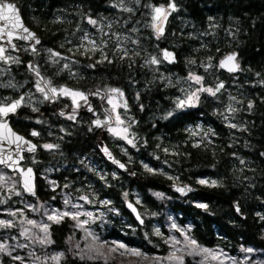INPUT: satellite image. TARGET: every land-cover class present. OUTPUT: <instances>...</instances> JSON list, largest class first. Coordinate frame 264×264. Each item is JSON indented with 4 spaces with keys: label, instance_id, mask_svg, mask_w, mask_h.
Instances as JSON below:
<instances>
[{
    "label": "trees",
    "instance_id": "obj_1",
    "mask_svg": "<svg viewBox=\"0 0 264 264\" xmlns=\"http://www.w3.org/2000/svg\"><path fill=\"white\" fill-rule=\"evenodd\" d=\"M11 1L19 6L26 25L41 38L38 50L66 56L84 54L86 58L81 64L88 67L98 59L96 74L92 73L89 83L122 89L134 118V147H128V153H116L134 175L116 169L119 176L115 177L106 164L103 168L108 174L102 181L87 171L80 160H99L97 142L101 139L107 144L104 136L86 125L70 124L53 141L49 139L50 130L57 129L59 124H54L51 115L42 111V142L57 146V150H41L42 165L55 170L51 178L57 188L51 190L43 185L36 165L35 200L54 201L62 186L64 191L74 192L66 186L87 182L99 198L119 209L121 219L113 218L108 236L126 246L164 254V244L155 231L162 234L164 213L170 211L178 216L179 224L189 226L191 239L200 247L231 253L239 247H251L264 257V0H173L178 11L172 13L163 37H155L145 21L147 7L166 0H137L132 14L122 13L127 15L123 17L127 26L134 30L136 24L140 29L135 34L137 44L134 47L129 43L130 51L122 56L110 48L100 50L102 53L88 49L79 42L77 34L87 24L88 15L114 17L115 13L109 10L114 0ZM164 48L173 50L177 57V64L161 66L164 72L176 77L193 73L202 78L203 87H212L218 81L225 88L216 98L204 94L191 108L174 111L178 84L159 79L149 82L158 73L147 60L160 55ZM229 53L238 55L241 71L237 75L218 68L220 59ZM40 61L52 85L69 86L68 65L46 66L42 59L25 54L21 63L9 66V72L17 80L31 79L28 66L33 70ZM99 78L104 79L103 83ZM237 88L239 100L235 119L230 123L235 127H231L221 114L226 90ZM7 94L10 91L0 90V97ZM24 119L28 121L24 128L28 129L30 119ZM197 125L204 127V135H193ZM200 179L217 183L203 186ZM174 182L185 186V192L191 189L190 193L184 197L173 193L170 186ZM132 191L142 199L143 205H136L144 216L143 227L124 208L123 198ZM155 192L172 200L158 202L152 195ZM235 202L245 219L237 215ZM198 204L206 207H197ZM70 231L68 219L52 224L53 248L64 249ZM59 264L85 263L67 255Z\"/></svg>",
    "mask_w": 264,
    "mask_h": 264
},
{
    "label": "rangeland",
    "instance_id": "obj_2",
    "mask_svg": "<svg viewBox=\"0 0 264 264\" xmlns=\"http://www.w3.org/2000/svg\"><path fill=\"white\" fill-rule=\"evenodd\" d=\"M136 1H112L109 4V10L115 13L114 17L108 18L105 14L88 15L90 17H87L88 22H86L85 27H81L83 33L80 36L86 48L93 51L110 48L113 50V53L122 56L130 51L129 43L135 47L137 44L135 34L140 29H138L136 24H134V30H132V26H127V22L123 20V17L127 15L122 13L125 11L126 13L132 14L135 11L134 2ZM170 3L176 5L173 0H166V2L149 5L147 7V19L145 23L153 30L155 37H158L157 28L160 27L163 17L154 20L153 17L156 15L154 9L160 7L165 9L166 12L171 11L172 13H176L178 11L177 5L176 11H172L169 8ZM93 17L95 18L94 20ZM90 20L95 21V23H90ZM0 48L4 49L2 56H0V87H4L3 89L10 91V94L4 96L3 99L0 97V106H8L16 101H20L19 107L21 105L24 107L27 106L28 108L30 107L31 112H34L33 108L35 105H41L51 98L44 88L43 82L36 81L34 78L17 80L10 74L9 66L21 63L23 54L32 58L42 59V64H46V66H56L58 64L66 66L70 63L68 56L47 49L38 50L37 47L27 46L21 50L22 55L18 57L9 52L6 46L0 44ZM100 52L102 53V51ZM53 53L57 55H53ZM153 58H156L159 63H150ZM147 63L152 67L153 71L158 73V76L154 80L150 79L149 82L159 79L168 84H178L179 94L173 99L175 102L173 106L174 111L191 108L204 94L216 98L218 93L225 88L224 84L218 81H215L212 87H203L201 86L202 79L199 84L190 79L191 76H197L193 73L186 77H176L164 72L161 69V66L164 64L160 55L149 57ZM33 70L38 73L44 72L43 67H41V61L39 65L34 66ZM239 70L241 71V68ZM44 83H46L48 89L55 88L57 90L56 94L51 92L55 97H67L73 102L71 96L60 94L59 90L62 88L66 89L65 86H54L51 84L49 78L48 80L45 79ZM220 84H223V87L219 88V91H216ZM38 88H43L44 91L41 92ZM111 89L115 88L106 87V102L107 112L112 116V120L108 116L104 120H99L101 122L100 126H97L95 123L98 119L93 121L94 124L87 126L92 132L98 131L100 134L104 129L114 149L119 153H128V147H134V131L132 128L134 118L131 115L126 93L122 89H118L119 92L114 93ZM201 89H212L215 91V95L207 91H202ZM238 92V88L237 90H226L224 98L225 105L221 114L226 123L230 124L235 119L234 110L239 100ZM120 93H123V95L121 96ZM45 94H47L48 99H45ZM193 94H195L196 99L191 104H185L184 107L177 106L181 100H187ZM76 99L77 103L82 100L78 97ZM110 100L111 103L109 102ZM77 103L74 105L76 106ZM117 116H119L122 123L117 122ZM69 117L72 116L69 114L63 116V123H58L59 126L57 129L55 128L57 131L56 134L50 130L51 136L49 139L57 141V134L66 132L68 127L66 121H70ZM109 128L115 129V133L110 132ZM124 129H127V132H124ZM205 131L203 126L197 125L192 133L195 136H202ZM128 141L132 142L129 143ZM46 144L55 145L41 142L42 151L57 150V147L46 149L44 147ZM80 162L85 166V169H88L87 171L93 172L102 181L106 179L108 174L107 170L103 168L96 157L82 158ZM39 169V177L43 185L51 190L57 188L55 181L51 178L55 170L46 167V165L43 166L42 163ZM114 176H119V173H114ZM200 180L207 181L205 184L199 182L203 186L213 185L212 182L217 183L211 179ZM172 184L181 185L177 182ZM66 187L72 188L74 192L64 191L65 186H62L54 201H29L23 195L18 180L0 167V220L11 222L12 224V227H0V244L6 246L3 251H0V261H4L2 264H59L65 260L67 255H71V257L73 256L85 264H176V261L171 259L173 255L182 258L183 264H264L263 253L251 247H239L235 253L220 248H206L209 252L204 253L200 251L204 247H200L199 245V247L193 248L189 241L185 240V236L190 237L189 226L179 224L178 216L170 211L164 213V230H161L162 234H158L155 231V226L153 228L156 236L164 244V254L150 253L139 248L126 246L121 241L108 236L113 218L121 219L119 209L113 203L99 198L93 191L92 186L87 182L84 184L78 181L70 183ZM152 195L158 202L165 203L172 200L164 193L155 192ZM130 196L126 194L123 202L132 201L139 206L143 205L142 199L137 192L132 191ZM66 200L68 201L67 204L65 203ZM73 205H77V207H73ZM61 213H91L92 215L91 217L79 215L74 218L73 215H61ZM49 216H52V219H49ZM66 219H68L71 228L66 247L62 250L53 248L54 243L50 236V227L52 224H59ZM29 220L34 221L35 225L29 224ZM84 221H87V223H82ZM173 225L176 227L174 228ZM41 226H47V232L43 231ZM174 239L181 243H174ZM41 240L45 242L40 243ZM49 240L51 243L47 242ZM121 244L125 247H120L119 245ZM131 249L138 250L141 255H134L130 251ZM176 249H180V251H176ZM190 251L193 254H189ZM61 253L63 255H59ZM58 255V260L53 259V257ZM16 257L20 259H16Z\"/></svg>",
    "mask_w": 264,
    "mask_h": 264
},
{
    "label": "flooded vegetation",
    "instance_id": "obj_3",
    "mask_svg": "<svg viewBox=\"0 0 264 264\" xmlns=\"http://www.w3.org/2000/svg\"><path fill=\"white\" fill-rule=\"evenodd\" d=\"M95 18L93 17V20ZM78 31V30H77ZM79 33V34H78ZM83 33L81 27L79 28L78 39L79 42L82 43L83 40H81L80 36ZM77 43V45L79 44ZM71 44V43H70ZM5 46V45H4ZM26 46H20V53L16 56L20 57L22 55L21 50L24 49ZM86 56L83 54L81 56H76L74 54L68 56V60L70 63H68L69 67V86L66 87V89L73 91V92H79L84 94L86 97V100L82 99L80 100L77 105L75 106L73 102H71L70 98L67 97H61V96H54L51 91L46 87V83H44V80H48V78L45 76L44 72H37L33 73L30 71V73L33 75V78L36 81L43 82L44 88L47 90L48 95L51 97L49 100H46L41 105H35L34 106V112L30 111V107L27 106H20L19 108H16L14 112H9L7 115H0V121L8 122L12 130H14L19 135H22L30 140H32L37 146H38V152L35 154H25L24 155V161L22 163V167L26 168L28 166L35 167L36 165L39 167L42 163V156H41V142H42V111H45L46 113H49L51 115L50 120L55 124L57 123H63L64 115H71L74 118H71L70 121H66L68 125H92L94 124L93 121L96 119L98 120H104L108 116L112 120V116L108 114L107 112V94H106V86L105 83L101 84L100 86L96 87L93 83H89L91 80V75L96 74V70L94 69L97 64L100 63L98 59H96L92 64H90L91 67L85 66L81 64L83 60H85ZM30 70V69H29ZM102 72V71H101ZM100 72V73H101ZM100 83H103V80L99 78ZM4 88V87H3ZM2 87H0V90H4ZM119 89V88H115ZM7 96V95H5ZM3 99L4 96H1ZM1 104V101H0ZM91 109V110H89ZM63 113V115H61ZM25 116L29 117V125L30 127L28 129H25V125L27 124V119H24ZM52 130V129H51ZM37 132L38 135L33 136V132ZM105 130L103 129L101 132V135L104 136L105 140L107 141V145L110 148V150L114 153L115 157L120 159L118 155H116L117 151L112 146V142L109 140L108 135L104 134ZM52 133L56 134V130L53 129ZM27 135V136H26ZM99 162L104 167L106 164H109L111 166V169L113 173H117V170L113 167L112 164L108 163L100 154L99 156ZM4 169V168H3ZM114 169V170H113ZM35 171V170H34ZM36 173V172H35ZM19 183V176L17 174H12ZM37 178V177H36Z\"/></svg>",
    "mask_w": 264,
    "mask_h": 264
},
{
    "label": "water",
    "instance_id": "obj_4",
    "mask_svg": "<svg viewBox=\"0 0 264 264\" xmlns=\"http://www.w3.org/2000/svg\"><path fill=\"white\" fill-rule=\"evenodd\" d=\"M5 2L11 3L15 6V8L17 10V15L19 16L20 24L23 25V28L13 29L12 25L8 21L0 20V28H3L4 32H5L4 35L0 36V44L6 45L8 48V51L11 52L12 54H19L20 53V48H19L20 45L32 46V47L40 46L41 45V38L37 35V33L34 30H32L30 27H28L26 25V23L24 22V20L22 18L21 11H20V8L17 5V3H15L14 1H11V0H5ZM167 13H169L167 15V19L166 20L163 19L162 23L160 25V27H163V34L159 35V37L164 36L167 23H168L170 17L172 16L171 11H168ZM24 28L28 29V32L33 34L32 39L22 38V37H26L28 35V32L23 31ZM8 31H13V33H14L10 42H9V37L7 36ZM37 41H39V43H37ZM165 51L173 54V57H174L173 62L170 63L168 60H166L164 58V52ZM229 55H235V57H236L235 63H237L239 67H238V70L235 72H229L227 70V68H221L220 67V62L222 60H225L226 57H228ZM160 57H161L163 64L168 66V67L177 64L176 53L171 49H167V48L162 49L160 52ZM28 68L33 73H36V71L32 70L30 66H28ZM218 68L226 74H231V75L239 74L240 64L238 62L237 53H229V54L225 55L218 62ZM2 124H7V129H10L11 133H13L14 135H10L7 129L0 128V160L6 161L5 163H0V167L4 168L9 173L17 174L19 176V186H20V189L22 190L23 195L29 199H36L37 198V187H36L37 175H36L33 167L28 166L26 168H23L22 163L24 161V155L25 154L32 155V154H35L38 152V146L32 140H30V139H28L22 135H19L14 130H12V128L10 127L8 122L0 121V125H2ZM16 136L23 138V141H26L27 143L17 141ZM30 145L35 146L34 151L29 150ZM97 147H98L99 153L102 155V157L108 163L112 164L118 171H120L122 173H130L131 175H134L133 174L134 172L130 168L127 167L126 163L122 162L121 160H119L118 158L115 157L114 153L110 150V148L107 146V144L103 140L100 139L97 142ZM104 149H107V152L110 153L111 158L109 157V155H106ZM9 156H11L12 159H7ZM120 165H123V167H121ZM29 169H31L30 174H28ZM26 181L29 183V186L31 187V191H28L25 189V182ZM185 188H186L185 186L178 185V184H172L170 186V190L173 193H175L176 195L182 196V197L188 195L190 192L188 191V192L181 193L177 189H185ZM234 206H235V211H236L237 215L239 217L245 219V216L243 214H241V212H240V207H239L237 202L234 203ZM124 208L132 216V218L135 220L136 224L139 227H143L145 225V221H144L143 217L141 216L137 205L134 202L125 201L124 202ZM138 217H139V219H138Z\"/></svg>",
    "mask_w": 264,
    "mask_h": 264
},
{
    "label": "snow or ice",
    "instance_id": "obj_5",
    "mask_svg": "<svg viewBox=\"0 0 264 264\" xmlns=\"http://www.w3.org/2000/svg\"><path fill=\"white\" fill-rule=\"evenodd\" d=\"M169 8H171L172 11H176V5L174 3H170L169 4ZM154 11L156 13V15L153 17L154 20H158V19H160V17H163V19L166 20L167 19V15L169 14V13H167L165 11V9L160 8V7L155 8ZM0 20L8 21L12 25L13 29L23 28V25L20 24L19 16L17 15V10H16L15 6L13 4H11V3H6L5 0H0ZM89 22L93 23V24L95 23V21H92V20H90ZM154 27H156V26L154 25ZM23 31L24 32H28V29L24 28ZM4 34H5L4 29L0 28V36H2ZM157 34H158V37H159V35L163 34V27H158L157 28ZM13 35H14L13 31H8L7 32V36L9 37V42H10V40H11ZM22 38H24V39H32L33 38V34L28 32V35L26 37H22ZM37 43H39V41H37ZM3 52H4V49L0 48V56H2ZM53 55H57V54L53 53ZM164 58L166 60H168L170 63L173 62V60H174L173 54L169 53L167 51L164 52ZM235 60H236L235 55H229L228 57H226L225 60H222L220 62V67L221 68H227V70L229 72H235V71L238 70V67H239L238 64L235 63ZM150 63L158 64L159 61L156 58H153L150 61ZM190 79L194 80L196 83L199 84L202 78L199 77V76H191ZM222 87H223V84H220L217 87L216 91H219V88H222ZM38 90L41 91V92L44 91L43 88H38ZM201 90L202 91H207L210 94L215 95V91H213L212 89H201ZM49 91H51L53 94H56V92H57V90L55 88H51V89H49ZM111 91L114 92V93L119 92L118 89H111ZM59 92H60V94H63V95H66V96H71L73 98V104L77 103V99H76L77 97L79 99L86 100V97L84 96V94L79 93V92H73V91H70L68 89H63V88L60 89ZM120 95L122 96L123 93H120ZM45 99H48L47 94H45ZM194 99H196L195 94H193L192 96H189L187 100H181L177 106L178 107H184L185 104H191L194 101ZM109 102L111 103V100ZM19 104H20V101H16V102H14V103H12L11 105H8V106H0V115H7L9 112H14L16 110V108L19 107ZM125 107H126V105H125ZM249 107H251V104L249 105ZM89 110H91V109H89ZM61 115H63V113H61ZM169 115H171V113H169ZM69 118L71 119V118H74V117H69ZM117 122L118 123H122V121L120 120L119 116H117ZM95 123H96L97 126H100L101 122L99 120H97ZM230 126L231 127H235V125H230ZM0 128L7 129V124L0 125ZM7 130H8L10 135H14L13 133H11L10 129H7ZM109 131L115 133L116 130L112 129V128H109ZM124 132H127V129H124ZM32 135L35 136V135H38V133L34 131L32 133ZM16 140L20 141V142H23V143H27L26 141H23V138H21L19 136H16ZM128 142L131 143L132 141H128ZM44 147L46 149H52V148L57 147V146L51 145V144H46V145H44ZM29 150L34 151L35 150V146H31L30 145ZM104 151H105L106 155H109V157L111 158L110 153L107 152V149H104ZM7 159H12V157L9 156ZM5 162H6L5 160H0V163H5ZM241 162L243 163V161H241ZM120 166L123 167V165H120ZM149 170H151V169H149ZM30 173H31V169L28 170V174H30ZM199 182L201 184L207 183V181H205V180H200ZM212 183H213V185L215 184V182H212ZM25 189L28 190V191H31V187L29 186V183L27 181L25 182ZM177 190L180 191L181 193H184L186 191V189H177ZM190 190L191 189H187V191H190ZM157 195H159V194H157ZM82 199H84V198L82 197ZM65 203L67 204L68 201L66 200ZM73 207H77V205H73ZM197 207L204 208V207H206V205L198 204ZM61 215H73L74 218H75V217H78L79 215H87V216L91 217L92 214L91 213H75V214L61 213ZM49 219H52V216H49ZM138 219H139V217H138ZM28 223L35 225V222L32 221V220H29ZM82 223H87V221H84ZM0 227H12V224H11V222L0 220ZM41 227H42L43 231L47 232V226H41ZM173 227L175 228L176 226L173 225ZM22 235H23V233H22ZM185 240L189 241V243L193 246V248L199 247L197 245V242L194 239H191L190 237L185 236ZM44 242H45L44 240L40 241V243H44ZM47 242L51 243L50 240L47 241ZM174 243H181V242L174 239ZM119 246L120 247H125L123 244H121ZM5 247L6 246L4 244H0V251H3L5 249ZM130 251L134 255H137V256L141 255V253L138 250H136V249H131ZM176 251H180V249H176ZM200 251L204 252V253H208L209 252V250L206 249V248H201ZM249 251H251V250L249 249ZM189 254H193V253L190 251ZM59 255H63V254L61 253ZM59 255L56 256V257H53V259H57L58 260L59 259ZM16 259H20V258L16 257ZM171 259H174L176 261V264H183V259L180 258V257H175L173 255V257H171Z\"/></svg>",
    "mask_w": 264,
    "mask_h": 264
}]
</instances>
